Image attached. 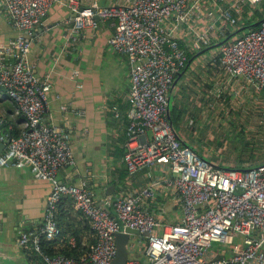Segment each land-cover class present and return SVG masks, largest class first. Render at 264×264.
<instances>
[{
	"label": "built area",
	"instance_id": "built-area-1",
	"mask_svg": "<svg viewBox=\"0 0 264 264\" xmlns=\"http://www.w3.org/2000/svg\"><path fill=\"white\" fill-rule=\"evenodd\" d=\"M59 0H0V12L19 34L4 43L0 38V86L25 118L26 129L18 136L0 132L6 144L0 166L29 168L37 178L51 183L44 222L22 231L19 244L40 255L33 264H114L115 234L125 227L148 232L142 251L146 263L130 258L126 264H210L213 243L234 244L230 257L218 264H264V163L244 168L218 166L200 156L179 139L168 116L169 91L189 61V54L215 44L214 65L231 78H244L257 89L264 88V22L235 34L241 27L236 13L253 17L262 0H241V5L217 11L206 0H133L130 4L101 7L93 2L81 7L77 0L66 3L71 10L69 35L76 38L98 19L115 20L109 45L128 60L131 87L129 124L123 160L129 176L144 167L164 166L171 177L131 192H118L103 207L84 186L63 184L57 173L74 164L68 135L43 124L52 82L50 75H36L28 63L35 27ZM244 7V9H243ZM236 12V13H235ZM3 54L13 58L5 64ZM65 109V106H63ZM115 109V108H114ZM115 115H119L115 110ZM83 115V112H78ZM164 179V180H163ZM162 182L182 208L175 224H161L151 212L147 198ZM69 197L88 219L94 244L79 258L43 251L42 242L61 237L57 210ZM162 226V233L156 229ZM255 230L260 236H254ZM241 238L239 242H235ZM140 243V242H139ZM71 247L76 240L69 241ZM133 246L129 243L130 252Z\"/></svg>",
	"mask_w": 264,
	"mask_h": 264
},
{
	"label": "crops",
	"instance_id": "crops-1",
	"mask_svg": "<svg viewBox=\"0 0 264 264\" xmlns=\"http://www.w3.org/2000/svg\"><path fill=\"white\" fill-rule=\"evenodd\" d=\"M77 1L81 7H89L93 2L101 7L133 2ZM206 1L217 11L234 4L240 6L242 2ZM67 2L69 0H59L53 4L35 27L27 60L37 76L42 78L49 74L51 77L52 86L42 123L63 130L73 152L74 164L58 171V181L84 186L94 193L98 204L114 213L107 202L116 193L140 190L163 177L170 178L171 171L156 165L128 175L123 155L129 124L127 96L131 79L127 58L109 45L116 28L115 20L98 19L96 28L87 27L73 38L69 35L73 14ZM263 2L258 4V9ZM236 14L237 18H253L246 11ZM254 17V20L258 19L255 14ZM243 22L242 19L241 25ZM18 34L19 31L0 12L1 41L6 43ZM214 53V49L191 53L194 56L177 75L169 91L168 116L173 127L183 144L218 166L244 168L264 163V88L257 89L242 77L231 78L221 66L212 63ZM1 60L7 65L14 62L5 54ZM24 129L23 114L0 86V132L18 136ZM237 138L246 142L252 156L240 159L238 155H223ZM110 186L114 188L111 195H107ZM51 189L49 181L37 178L29 168L0 166V264L34 263L31 261L32 248L19 244L20 233L42 225ZM147 204L162 225L178 223L182 218L180 204L162 182L152 187ZM57 221L62 235L51 244L55 253L70 250L69 241L76 240V233L88 250L94 244L90 222L71 198L65 197L60 202ZM156 233H162V226ZM252 234L260 236L261 233L255 230ZM130 241L132 257L146 263L141 245L147 240L132 236ZM230 246L224 248L213 243L208 255L210 264H218L220 259L230 257L234 244Z\"/></svg>",
	"mask_w": 264,
	"mask_h": 264
},
{
	"label": "water",
	"instance_id": "water-1",
	"mask_svg": "<svg viewBox=\"0 0 264 264\" xmlns=\"http://www.w3.org/2000/svg\"><path fill=\"white\" fill-rule=\"evenodd\" d=\"M263 22H264V17L253 20L250 24L239 27L235 31V34H239V32L244 31V30L255 28ZM231 37H232V35H229V36L223 38L222 40H220L219 42L202 49L201 51L214 49L217 46L221 45L224 41L230 39ZM4 90H5V88H4ZM5 146H6V144L4 142H0V154L3 152ZM113 188H114V186H110L107 188V195H111ZM132 236L133 237L141 236L144 238H148L149 233L146 231L140 232L139 230L133 229L130 227H125L123 229V231L117 232L115 234L117 253H116V256H115L114 261H113L114 264H126L127 260L130 258L131 252L129 249V243H130Z\"/></svg>",
	"mask_w": 264,
	"mask_h": 264
},
{
	"label": "trees",
	"instance_id": "trees-1",
	"mask_svg": "<svg viewBox=\"0 0 264 264\" xmlns=\"http://www.w3.org/2000/svg\"><path fill=\"white\" fill-rule=\"evenodd\" d=\"M261 6L262 7L260 9H257L254 12L256 18H263L264 17V2L261 4ZM251 22H252V20L245 19L241 26L248 25ZM193 56H194V54H189V60ZM75 237H76V246L74 248L70 246V248H71L70 250L65 249V250H63V252L55 253L51 248V244L53 241H44V242H42L43 251L47 252L50 255L62 254V255L67 256V257L79 258L84 251L85 252L87 251V247L85 248V246H83L81 244L80 236L78 235V233L75 234ZM32 253H33V257H31V261H35V262L41 261V260H39L41 258L40 255L38 253H36L35 251H33V249H32Z\"/></svg>",
	"mask_w": 264,
	"mask_h": 264
},
{
	"label": "rangeland",
	"instance_id": "rangeland-1",
	"mask_svg": "<svg viewBox=\"0 0 264 264\" xmlns=\"http://www.w3.org/2000/svg\"><path fill=\"white\" fill-rule=\"evenodd\" d=\"M245 145L247 144L242 139L240 138L233 139L229 148L224 152L223 155L230 156V157H236L238 155L240 159H246L245 157L252 156L253 152L250 150V148L246 147ZM248 145H251V144H248ZM218 244L224 248L231 247L230 245L224 244V243H218Z\"/></svg>",
	"mask_w": 264,
	"mask_h": 264
}]
</instances>
